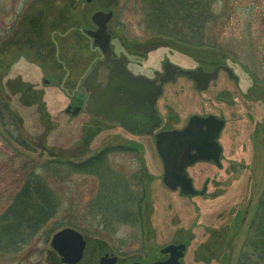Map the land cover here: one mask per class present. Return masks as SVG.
Returning <instances> with one entry per match:
<instances>
[{"label": "rangeland", "instance_id": "obj_1", "mask_svg": "<svg viewBox=\"0 0 264 264\" xmlns=\"http://www.w3.org/2000/svg\"><path fill=\"white\" fill-rule=\"evenodd\" d=\"M34 1L0 0V65L3 70L12 62L2 44L8 42L18 26L22 27L20 21ZM76 2L87 26L82 31L72 27L68 33H54L52 44L43 50L45 55L50 54L49 67L61 75L58 86L49 83L50 77L43 75L37 62L34 65L21 60L6 74V80L22 77L42 90L44 111L40 113L37 106L26 107L15 101L16 98L13 100L24 119L29 149L17 143L19 131L15 127L6 130L0 119V214L11 205L27 174L53 159L51 148L66 150L67 154H73L74 161L81 162L103 148L134 143L141 149L111 152L106 166L124 177L133 191L143 192L147 187L149 207L144 226L112 222L99 215L91 204L100 190V178L66 169L59 177L41 171L61 201L59 217L51 220L48 227H56L58 220L64 228L84 233L88 247L86 261L82 264H98L99 250L119 255V264L155 261L163 258L161 249L180 242L188 246L184 264H219L223 255L234 258L264 187V0L214 2L216 19L206 36L210 35L221 49L213 53L219 56L217 60L208 57L206 62H196L169 49L156 48L154 44L148 45L144 55L138 54L140 46L153 37L143 24L145 14L141 0ZM37 6L35 11H46L44 15L51 20L57 17L51 1L48 4L37 0ZM99 10H113L116 17L111 23V33L117 36L112 47L135 62L158 67L164 59H170L189 69L204 62L207 70L227 65L238 76L235 82L225 72H220L217 81L204 93L197 92L191 81L180 78L177 84L167 85L160 99L162 115H180L184 120L193 113L211 112L226 119L219 140L223 148L222 167L206 164L189 169L195 187H204L205 194L189 197L163 185V168L149 137L130 136L86 114H66L69 105L78 104L74 97L82 79L101 57L99 48L85 33V29H95L91 17ZM45 18L41 15L39 22L51 28L50 20ZM21 30L25 32L27 28L24 26ZM44 115H50L53 121L50 133L46 131L49 125L41 121ZM82 136L92 141L91 151L78 150L83 144ZM55 233L47 241V233L42 232L18 255L0 252V264H63L51 246Z\"/></svg>", "mask_w": 264, "mask_h": 264}, {"label": "trees", "instance_id": "obj_2", "mask_svg": "<svg viewBox=\"0 0 264 264\" xmlns=\"http://www.w3.org/2000/svg\"><path fill=\"white\" fill-rule=\"evenodd\" d=\"M45 1L48 4L50 1L53 3L54 9L57 10L55 12L57 17L51 20L47 14L44 15L46 11L41 9L40 12L39 10L35 11L38 7L37 0H35L20 21V26H25L27 30L22 32V27L18 26L8 42L2 44V49L8 50V60L12 64L9 66L7 63L4 70L0 65V119L6 130L11 131L12 127H15L19 131L20 135L16 141L26 149H29L30 143L27 136L25 137L24 119L14 107L13 100L16 98L15 101H19L26 107L37 106L41 113L44 111L42 109L44 93L32 82H27L22 77L6 80V74L13 64L21 60L34 65V62H37L43 75H46L47 79L50 77L49 83L58 86V82L62 80L61 75L57 70H52L49 67L51 59L48 56L50 54L45 55L43 50L52 44L54 33H68L72 27L82 31L87 26L84 17L80 15L79 2L76 0ZM215 1L141 0L145 14L143 24L145 30L150 32L153 37L147 43H143V49L140 46L138 54L144 55L148 45L154 44L156 48L169 49L171 52L191 57L196 62L208 59V57L212 61L213 58L217 60L219 56L213 53L218 52L221 48L215 45L210 35L206 36L207 29L212 30L211 24L216 19L213 7ZM39 13L46 17L47 21L50 20L51 28L44 26V22H39L41 16L37 15ZM38 23L40 24L37 25ZM116 36L113 34L114 39ZM14 42L16 44H13ZM12 47L15 49L12 50ZM5 54L7 53L5 52ZM200 65L205 67L206 63L203 62ZM43 117L41 121L44 125H49L46 131L50 133L54 125L53 121L50 120V115ZM86 137L82 136L83 144L78 147L81 152L91 151L92 141ZM30 139L32 138L30 137ZM140 149L141 147L134 143H131L130 146L107 147L95 152L84 161L76 162L72 159L73 154H67L68 151L51 148L53 159L35 167L27 174L22 188L15 195L11 205L0 214V252L4 255L8 253L18 255L42 232L47 233L46 240L48 241L51 234L65 227L58 220H56L58 222L56 227H48L51 220L59 217L61 201L41 171L47 172L49 176L51 174L53 177H59L66 169L71 173L96 175L100 178L101 185L91 207L94 206L99 215L107 220L111 219L112 222L144 226L148 218L147 209L149 207L147 205L149 198L147 187H144L143 192L133 191L131 187L129 188L124 177L113 173L106 166L109 153L118 150L138 151ZM82 261H86V258L84 257ZM220 263L264 264V187L252 209L245 239L239 252L234 258L223 255Z\"/></svg>", "mask_w": 264, "mask_h": 264}, {"label": "water", "instance_id": "obj_3", "mask_svg": "<svg viewBox=\"0 0 264 264\" xmlns=\"http://www.w3.org/2000/svg\"><path fill=\"white\" fill-rule=\"evenodd\" d=\"M87 2L90 3L92 0H87ZM113 17V10L96 11L91 17L96 29H85V33L93 39V45L100 48L105 58L98 60L84 77L80 87V92L83 90L86 92L83 105L77 106L73 110L72 107H69L66 110L67 113H71L73 116L79 115L83 110L92 116H98L107 120L105 117L106 114L117 111L118 99L112 100L113 96L115 97L116 90L119 92H127L128 95H130L131 91H134L140 96L141 91L144 92L149 86L145 88V83L150 80L145 77H134L128 71L127 67L124 66L122 73L116 72L114 75H110L107 85L101 88V69L104 65L106 66L110 54L113 53L111 45L112 34L109 32V24ZM166 62L170 63L168 60ZM220 70L226 71L232 79L238 82L239 78L234 70L226 65L218 66L211 72L204 71L203 67L182 69L176 66V75L173 76L171 73H165L162 84L168 81H174L178 75H181L194 80L198 89L205 90L211 81L217 80ZM162 90L161 87L158 88L156 91L157 97L161 95ZM119 99L123 100V97ZM96 113H102L104 115H96ZM224 126V120H218L215 123L214 137L212 136L214 145L211 147L217 151V157L213 159L214 161H218L220 158V145L217 140ZM191 134L192 131L184 129L181 131H165L155 137L156 148L163 162V185L171 191L180 189L181 194L186 196L196 195L198 193L187 171L188 166L193 161L192 152L194 149L197 150L195 146L197 137L194 138ZM217 163L221 165L220 161ZM205 192L203 190L200 194L203 195ZM51 246L62 258L63 264H78L83 259L87 241L81 232L68 227L53 235ZM185 250V244H171L161 250L162 254L170 255L167 260L153 263L135 262L134 264H183L181 259L185 255ZM117 262L118 257L106 255L101 259L100 264H117Z\"/></svg>", "mask_w": 264, "mask_h": 264}, {"label": "flooded vegetation", "instance_id": "obj_4", "mask_svg": "<svg viewBox=\"0 0 264 264\" xmlns=\"http://www.w3.org/2000/svg\"><path fill=\"white\" fill-rule=\"evenodd\" d=\"M112 50H113V53L110 54L106 66L104 65L100 72L101 88H104V86L107 85L108 78L110 75H114L116 72L122 73V68L124 66L127 67L128 71L134 77H145L150 81L145 83V88L148 85L149 86L147 90H145L144 92L141 91L140 96H138L137 93L134 91H131L130 95H128L127 92H119L118 90H116L115 97L113 96L112 100L118 99L119 104L117 107V111L106 114L105 117L107 120H104V118H101V117H99V119H101L102 121H104L105 123L111 126H116L120 128L124 133L130 136L149 137L153 141V144H154L156 153L159 157V160L161 162L162 168H163V162L156 148L155 137L165 131H172V130L181 131L184 129L190 130L192 131L191 136H194V138L197 137V140L195 141V146L197 150L196 149L193 150L192 152L193 161L191 165H189L187 168L189 176H190L189 169L196 167V166L212 164V165H215L221 168L222 164L218 165L217 162L220 161V163H222L223 149L220 146V158L218 159V161H214L213 159L217 157V154H216L217 151L213 150L211 147L214 145L213 135L215 131L214 130L215 123L218 120H224L226 124V119L223 115L217 116L218 114H215V113L201 112V113L190 114L184 120H183V117L178 115L180 120L174 121L171 119L173 117L177 119L178 117L177 115H176L177 117L175 115H162V112L160 109L161 108L160 99L163 97L167 85L177 84L180 78H185L188 81H191L193 84V87L199 93H204L205 91H207L209 87L211 86V84L214 83L215 81H211L208 88L205 90L198 89L197 84L194 80H190L187 77L181 76V75H178L174 81H168L162 84L163 75L165 73H168V74L171 73V75L175 76L176 66L183 68V69H186V67L176 64L172 62L170 59L168 60L170 63H167L166 62L167 59H164V61L160 62V65L158 67L150 66V65L146 66L142 62L133 61V59L129 58L128 55L117 51L113 47H112ZM99 51L101 52V57L96 59L95 62H97L100 59L105 58L103 52L100 49ZM199 67L201 66L198 65L191 69H196ZM203 69L206 72H211L215 68L212 70H207L205 67H203ZM220 72H225V71L221 70ZM159 87H161L163 90H162L161 95L157 97L156 91L158 90ZM85 94L86 92L84 90L80 92V96H83L82 103L84 101ZM117 94L119 95V97ZM120 97H123V100L119 99ZM71 106L75 107V106H80V105L77 104V105H71ZM96 115H104V114L96 113ZM219 140H220V136L217 140L218 144H219ZM202 189L196 188L198 193L195 196L201 195L199 193L201 192L200 190ZM180 244H185V243L180 242V243H177L176 245H180ZM185 245L187 246V244ZM87 247H86V250H87ZM187 249H188V246H187ZM187 249L185 251V254L187 252ZM102 251L103 250H99L98 252L100 255V260L98 264H100L101 259L106 255L118 256L117 264H119V260H120L119 255H116L113 251H110V252H107L105 250L103 252ZM161 255L163 256V258L161 259L150 261V262H144V263L164 261L169 258V254H166V255L161 254Z\"/></svg>", "mask_w": 264, "mask_h": 264}]
</instances>
